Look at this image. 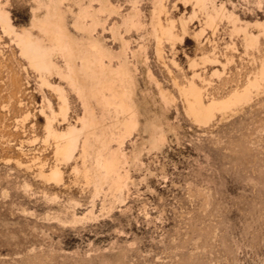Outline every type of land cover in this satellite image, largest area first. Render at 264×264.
<instances>
[{"label": "rangeland", "instance_id": "obj_1", "mask_svg": "<svg viewBox=\"0 0 264 264\" xmlns=\"http://www.w3.org/2000/svg\"><path fill=\"white\" fill-rule=\"evenodd\" d=\"M132 1L111 0L117 14L106 19L105 29L98 25L94 34L112 56L118 55L119 43L112 40L109 27L128 22L133 9L138 11L132 20L141 23L139 28L122 33L129 43L124 52L130 62L132 50L145 45L138 54V70L132 73L133 97L147 116L157 115L164 140L159 148L150 147L142 133L144 118L139 116L122 145L129 156L133 148L140 155L139 164L129 160L127 165L130 181L122 191V203L112 198L106 185L93 194L74 171L81 170L79 154L61 168L60 183L40 177L41 165L47 172L54 164L52 142L44 143L49 115L45 101L56 111L58 100L40 86L11 36L0 27V264H264V81L249 102L225 115L216 114L207 125L192 123L178 92L192 82L207 101L246 86L264 60V37L253 28L256 22L264 23V0H214L225 7L227 16L239 19L236 26L252 24L250 32L258 35L252 48H245L243 36L232 32L226 18L216 22L213 35L206 29L198 43L194 32L200 30L205 13L192 1L166 0V15L161 18L174 20L175 30H180L179 17L187 19L193 10L196 17L192 22L187 19L188 34L181 44H162L161 60L147 35L154 0H138L134 6ZM0 2L15 27H28L35 9L42 17L47 8L57 7L56 0ZM96 3L61 0L58 7L66 11L71 28L70 21L81 8L91 14L99 8ZM42 43L54 48L48 40ZM53 58L63 70L57 52ZM63 87L69 123H74L82 115V105ZM159 88L172 99L167 107L160 101ZM108 110L113 112L112 107ZM94 114L109 133L107 114L101 118L100 106H94ZM110 147L115 149L116 142ZM87 161L93 162L92 157ZM92 201L94 214L86 217Z\"/></svg>", "mask_w": 264, "mask_h": 264}, {"label": "bare ground", "instance_id": "obj_2", "mask_svg": "<svg viewBox=\"0 0 264 264\" xmlns=\"http://www.w3.org/2000/svg\"><path fill=\"white\" fill-rule=\"evenodd\" d=\"M35 1L37 2V0ZM91 1L97 2L96 4L99 6L97 11H92L93 13L90 14L87 7L81 8L79 15L70 21H73L71 28L66 22L67 17L64 16L66 11L63 12L58 7L61 0H56L55 7H57L54 10L47 8L42 17L36 9L33 10L28 27H15L11 22L9 13L3 9L4 6L0 2V27L4 33L11 36L20 56L26 61L28 67L36 73L40 86L50 89L58 100L56 111L52 109L48 99L45 101L49 115H45L44 143L52 142L54 164L47 172L43 170L41 165L38 169L40 177L49 183H60L62 180L61 168L79 154L81 170L79 171L75 167L74 171L82 176L86 185L93 188V194L96 196L106 185L112 198L120 202L122 191L130 181L129 170H127L129 160L138 164L140 162V155L138 156L136 148H133L130 156L122 149L124 140L130 137L136 129L139 116L144 118L142 133L148 138L147 143L150 147L159 148L164 140V135L158 129L159 118L157 115L147 116L146 109H142L139 100L133 97V83L135 84L136 80L132 73L138 70L136 69L138 54L145 49V45L141 44L136 51L132 50L133 61L130 62L124 52L129 43L122 38V33L129 34L132 30L139 28L141 23L132 20L133 17L138 16V11L133 9V12L129 14L128 22L122 20L121 25L115 23L109 27L112 40L119 43L121 50L118 55L112 56V53L103 45L102 39L95 37L94 32L98 25L101 27L104 25L108 17L117 14V8L111 4V0ZM165 1H153L150 30L147 32V35L154 41L155 57L158 60L162 59V44L168 43L171 47L181 44L187 37L188 23L196 17L195 10L187 18L190 22L185 17H179L177 23L180 30H175L174 20L167 18L162 20L161 18V16L166 15ZM190 1L193 2L194 8L205 13L200 30L194 32V37L198 43H200L199 39L205 38L206 29H209L213 35L216 30V22L223 18L229 19V22L232 23L233 33H240L243 36L245 48H252L257 43L258 35L249 30L252 24L236 26L235 22L239 19L237 17L232 18V14L227 16L223 5L216 6L214 0H184L183 2L190 3ZM136 3L138 0L132 1L133 6ZM88 7L90 8V5ZM69 12L72 11L69 9ZM97 14L104 16V19L96 17ZM80 17L83 19L82 21H80ZM85 20L86 23H84ZM253 28L258 29L264 37V23L256 22ZM44 40L50 41L54 48L45 46L42 43ZM54 52H57L63 61V70L54 61ZM147 76L152 78L149 70H147ZM262 81H264V60L260 62L257 73L247 80L245 87L230 92L222 99L210 98L211 100L205 101L201 89L192 82L178 88V92L185 115L192 123L207 125L211 123L216 114L225 115L249 102L252 92L254 91V94L257 92ZM64 84L76 94L82 105V115L74 123H69V103L63 87ZM165 94L159 88L160 101L163 103L162 105L167 107L166 105H169L172 99L170 95L169 99ZM142 102L146 103L144 100ZM94 106L102 108L101 118L107 114L109 133L106 131V125L95 117ZM109 107L113 108L112 113L109 112ZM142 110L145 113H142ZM27 113L22 116L25 121L29 117V113ZM42 113L45 114L44 111ZM53 122L59 124L53 125ZM61 123H66V126L62 128ZM96 129L100 130V135L95 134ZM142 133L139 131L137 135L144 140L141 136ZM92 141L97 144L92 143ZM113 141L117 144L115 149L110 147ZM88 157H92L93 162H88ZM93 208L94 203L92 201L86 217L93 216ZM73 220H77V218L73 216Z\"/></svg>", "mask_w": 264, "mask_h": 264}]
</instances>
